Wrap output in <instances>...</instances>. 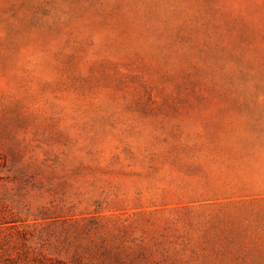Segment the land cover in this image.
Instances as JSON below:
<instances>
[{"label":"rangeland","instance_id":"374dc122","mask_svg":"<svg viewBox=\"0 0 264 264\" xmlns=\"http://www.w3.org/2000/svg\"><path fill=\"white\" fill-rule=\"evenodd\" d=\"M0 264H264V0H0Z\"/></svg>","mask_w":264,"mask_h":264},{"label":"trees","instance_id":"16d2710c","mask_svg":"<svg viewBox=\"0 0 264 264\" xmlns=\"http://www.w3.org/2000/svg\"><path fill=\"white\" fill-rule=\"evenodd\" d=\"M91 222H94V220H91ZM93 224H96L95 222ZM86 232V231H84ZM84 237V243L82 244L87 251L89 252H98L103 254L104 256H107L108 258L112 259L114 262H121L122 257V249L118 243H116V239H111L110 237L105 236H91L90 233H85Z\"/></svg>","mask_w":264,"mask_h":264}]
</instances>
